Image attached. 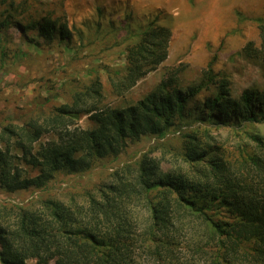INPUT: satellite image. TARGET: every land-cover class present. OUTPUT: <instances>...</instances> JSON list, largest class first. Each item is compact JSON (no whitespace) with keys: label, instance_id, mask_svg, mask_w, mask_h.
I'll return each mask as SVG.
<instances>
[{"label":"trees","instance_id":"16d2710c","mask_svg":"<svg viewBox=\"0 0 264 264\" xmlns=\"http://www.w3.org/2000/svg\"><path fill=\"white\" fill-rule=\"evenodd\" d=\"M12 27L40 49L74 46V26L55 6L0 0L2 64L22 53L11 52ZM258 27L260 44L248 41L242 54L264 72V18ZM125 34L123 64L103 67L117 99L169 56L171 31L156 20L127 24ZM83 116L90 126L80 125ZM263 123L264 89L235 95L212 65L189 83L169 73L129 104L107 102L98 74L75 84L48 112L0 125V188L37 192L22 203L0 198V264H264ZM223 128L231 140L214 134ZM171 132L179 142L171 159L154 155L167 144L156 142L66 199L50 187Z\"/></svg>","mask_w":264,"mask_h":264},{"label":"rangeland","instance_id":"374dc122","mask_svg":"<svg viewBox=\"0 0 264 264\" xmlns=\"http://www.w3.org/2000/svg\"><path fill=\"white\" fill-rule=\"evenodd\" d=\"M43 6H55L58 14H65L73 27V48L44 45L40 49L23 40L19 31L12 27L9 33L13 43L12 56L5 64L0 61V125L22 122L39 111L65 101L76 84L88 81L98 74L103 82L107 102L133 103L152 90L160 80L172 72L179 73L184 83L198 79L204 69L212 65L215 70L230 76L232 90L240 95L245 89H264V72L259 62L242 54L248 41L260 44L259 19L264 18V0H33ZM62 1V2H61ZM98 6L103 7L101 16ZM114 20L116 28L110 21ZM156 20L171 31L169 56L155 70L141 79L122 99L111 92L105 65H122L123 47L126 40L125 26L143 25ZM97 21L103 29L97 30ZM79 31L84 39L79 40ZM126 35V34H125ZM120 43V44H118ZM75 50V51H74ZM77 51V53H75ZM95 69L93 74L89 70ZM74 84V85H73ZM80 125L88 127L87 116ZM256 130L264 137V123ZM223 139L233 138L229 128L214 131ZM178 133L155 139L144 137L130 143L127 151L113 163L96 167L84 175H66L50 183L54 193L66 199L69 192L96 182L114 164L131 160L150 149L154 143L167 141L159 146L154 155L172 158L171 146H177ZM170 162L164 160L163 166ZM102 167H105L102 169ZM105 172V173H104ZM37 192L24 190L7 192L0 188V198L14 202H28Z\"/></svg>","mask_w":264,"mask_h":264}]
</instances>
